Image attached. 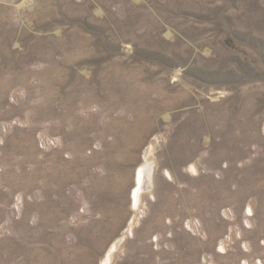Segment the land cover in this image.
<instances>
[{
	"label": "rangeland",
	"instance_id": "374dc122",
	"mask_svg": "<svg viewBox=\"0 0 264 264\" xmlns=\"http://www.w3.org/2000/svg\"><path fill=\"white\" fill-rule=\"evenodd\" d=\"M0 264H264V0H0Z\"/></svg>",
	"mask_w": 264,
	"mask_h": 264
},
{
	"label": "bare ground",
	"instance_id": "6f19581e",
	"mask_svg": "<svg viewBox=\"0 0 264 264\" xmlns=\"http://www.w3.org/2000/svg\"><path fill=\"white\" fill-rule=\"evenodd\" d=\"M138 175H139V177H138L139 178V182H138L139 185H138V187H137V189L135 191V199H136V201H138L139 193L141 191H143V189H144V182H145L144 171L142 169L139 170Z\"/></svg>",
	"mask_w": 264,
	"mask_h": 264
}]
</instances>
